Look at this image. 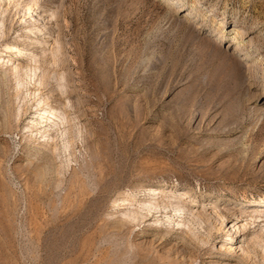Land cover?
Returning a JSON list of instances; mask_svg holds the SVG:
<instances>
[{
	"label": "rangeland",
	"instance_id": "1",
	"mask_svg": "<svg viewBox=\"0 0 264 264\" xmlns=\"http://www.w3.org/2000/svg\"><path fill=\"white\" fill-rule=\"evenodd\" d=\"M259 200L264 0H0V264H264Z\"/></svg>",
	"mask_w": 264,
	"mask_h": 264
},
{
	"label": "bare ground",
	"instance_id": "2",
	"mask_svg": "<svg viewBox=\"0 0 264 264\" xmlns=\"http://www.w3.org/2000/svg\"><path fill=\"white\" fill-rule=\"evenodd\" d=\"M178 1L179 0H165V2L166 3H168V4H170V5H172V6H174V3H178ZM191 23V22H190ZM197 28V27H196ZM238 31V30H237ZM238 33V32H237ZM239 34V33H238ZM224 37V34H222V33H216V34H212V36L210 37V38H212V39H220V38H223ZM41 46L39 45V43L38 44H35V46H34V48H40ZM6 52H8V53H11V54H15V53H17L18 52V49H17V47H15V46H8V47H6ZM36 55H34L33 57H35ZM56 63L60 66V59H58V61L56 60ZM55 65V64H54ZM57 65V66H58ZM62 66V65H61ZM37 123V125H39V126H43V127H48V128H52V126L55 124V122L54 121H51V114L49 113V114H47L46 116H44V117H42L41 118V120L40 121H37L36 122ZM48 123V124H47ZM73 135V134H72ZM189 191L187 192V191H182L181 192V195L182 196H186L187 197V195H189ZM156 194H160V192H157ZM222 198V197H221ZM224 198V197H223ZM218 199H220V198H218ZM224 201H228V199L227 198H224ZM255 204V203H259V205H263L264 204V200H259V201H248V202H246V204ZM231 238H234V236L233 237H231Z\"/></svg>",
	"mask_w": 264,
	"mask_h": 264
}]
</instances>
